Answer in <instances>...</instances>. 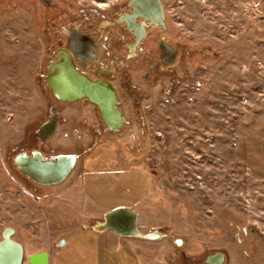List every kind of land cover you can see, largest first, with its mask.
I'll return each mask as SVG.
<instances>
[{"label": "rangeland", "instance_id": "374dc122", "mask_svg": "<svg viewBox=\"0 0 264 264\" xmlns=\"http://www.w3.org/2000/svg\"><path fill=\"white\" fill-rule=\"evenodd\" d=\"M129 1L0 0V239L13 228L29 264L61 235L132 208L139 230L165 235L133 239L138 264L217 253L222 264H264V0H161L167 26L153 35L178 58L157 79L146 63L131 73L117 92L126 121L108 131L95 105L59 104L43 81L56 48L48 22L62 11L99 22ZM34 151L74 154L76 167L38 185L14 162ZM70 264L97 263L90 251Z\"/></svg>", "mask_w": 264, "mask_h": 264}, {"label": "water", "instance_id": "95a60500", "mask_svg": "<svg viewBox=\"0 0 264 264\" xmlns=\"http://www.w3.org/2000/svg\"><path fill=\"white\" fill-rule=\"evenodd\" d=\"M128 6L133 13L130 19L140 17L143 20L152 21L156 25L165 26V9L161 0H130ZM68 45V50L61 51L60 59L51 62V70L43 79L48 84L51 94L61 102H75L87 99L95 104L101 111L102 120L112 131L120 130L125 118L120 110L116 108L118 103L117 93L110 82L101 84L87 78L74 66L73 56L82 59L84 55L95 56L96 51L91 48ZM89 47V44L87 45ZM82 55V57H81ZM176 56V53H174ZM58 123L52 119L42 125L40 135L44 139H50L56 133ZM77 156L68 154L56 158H45L42 152L34 151L32 154H19L15 158V165L20 173L38 185L54 187L66 181L70 173L76 167ZM138 215L132 208L116 209L107 212L100 223L95 225V231H113L121 237L144 238L155 241L165 237L160 231L143 233L138 228ZM13 228H5L0 239V264H23L25 252L23 246L12 239ZM63 242V241H62ZM29 264H49V253L41 251L28 257ZM207 264H222L224 255L221 253L209 256Z\"/></svg>", "mask_w": 264, "mask_h": 264}, {"label": "flooded vegetation", "instance_id": "af4514ba", "mask_svg": "<svg viewBox=\"0 0 264 264\" xmlns=\"http://www.w3.org/2000/svg\"><path fill=\"white\" fill-rule=\"evenodd\" d=\"M42 2L46 6L51 4V0H42ZM132 13L133 10L127 3V7L122 8L120 13H115L99 22H91L89 18L79 12L73 15L71 12L62 11L59 12V15H54L48 22L52 32L51 37L56 45L55 58L51 62L60 59L63 53L61 51L68 50V45H75L79 41L80 46L85 49L91 48V51L94 49L96 54L93 57L90 54L84 55L82 59L73 56L74 66L92 81L101 84L110 82L116 93L123 83L127 86L125 89L129 91L127 78L131 77L132 72L136 73L143 63L147 64L146 79L149 81L152 78L157 79L160 73L175 64L180 49L165 38L158 41V37L153 35L157 30L164 31L167 25H156L154 22L143 20L140 17L130 19ZM64 19H67L68 22L65 23ZM57 21L62 23L58 24ZM151 37L152 39H150ZM50 70L49 67L43 79ZM117 97L116 108L120 110L118 93ZM55 100L59 104L65 103L57 98ZM80 100L88 101L87 99ZM95 107L98 108L96 105ZM98 110L102 119L101 111L99 108ZM52 119L57 120V118ZM102 122L104 121L102 120ZM104 125L106 130L111 131L105 122Z\"/></svg>", "mask_w": 264, "mask_h": 264}, {"label": "crops", "instance_id": "0c3cea01", "mask_svg": "<svg viewBox=\"0 0 264 264\" xmlns=\"http://www.w3.org/2000/svg\"><path fill=\"white\" fill-rule=\"evenodd\" d=\"M84 235L88 237L84 238ZM133 239L118 236L110 230L96 232L93 226L83 224L69 234L58 237L54 247L46 252L49 253V264H70L72 254L84 255L90 251L97 264H138ZM71 241L73 246L68 249Z\"/></svg>", "mask_w": 264, "mask_h": 264}]
</instances>
